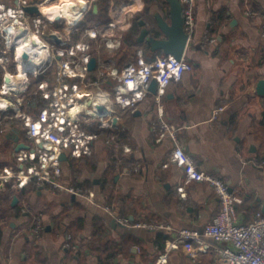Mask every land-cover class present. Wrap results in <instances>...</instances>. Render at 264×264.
I'll use <instances>...</instances> for the list:
<instances>
[{
	"label": "crops",
	"instance_id": "0c3cea01",
	"mask_svg": "<svg viewBox=\"0 0 264 264\" xmlns=\"http://www.w3.org/2000/svg\"><path fill=\"white\" fill-rule=\"evenodd\" d=\"M102 1L89 0L83 25L120 41L112 52L102 46L104 58L113 57L123 69L139 54L147 59L163 54L138 41V22L155 25L153 13L166 12L164 0H107L100 13ZM129 2L135 7L121 15L120 6ZM245 10L256 14L247 16ZM194 13L184 51L188 68L181 78L159 98L151 91L129 110L115 109V126L105 122L90 155L63 154L60 181L87 187L89 196L34 180L26 187L0 185V264H152L161 256L166 258L161 264H215L212 249L192 258L178 241L181 230L202 234L219 203L209 184L187 180L172 160L174 140L159 139L153 127L162 119L175 126L178 144L197 168L220 176L240 198L238 222H250L258 210L264 213V95L256 92L264 79V36L257 16L264 13V0H195ZM124 53L129 57L121 60ZM111 134L115 142L106 141ZM18 142H27L22 126L5 122L0 167L20 166L13 155ZM26 188L32 191L26 194ZM36 213L45 229L34 243L29 232ZM117 217L164 226L125 225Z\"/></svg>",
	"mask_w": 264,
	"mask_h": 264
},
{
	"label": "built area",
	"instance_id": "2783aa9c",
	"mask_svg": "<svg viewBox=\"0 0 264 264\" xmlns=\"http://www.w3.org/2000/svg\"><path fill=\"white\" fill-rule=\"evenodd\" d=\"M58 1L0 0V130L7 121L18 122L27 140L24 142L27 147L13 152L20 166L0 167V185L22 187L34 180L69 194L89 196L92 192L87 187L60 181V156L90 155L94 140L107 127L105 122L115 126V109L129 110L143 100L151 93L153 80L157 83L154 93L161 97L171 81L181 78L188 63L184 55L180 59L171 54L147 59L139 54L119 69L113 57L102 56L101 48L105 46L112 52L120 46V41L102 35L95 27L83 25L91 8L87 4L89 0H76L81 3L75 6L79 7L81 19L71 28H67L66 18L52 19L42 10L43 6ZM181 3L184 29L190 37L195 26V0H181ZM28 6H36L38 11L28 12ZM244 13L251 17L256 14L250 10ZM257 16L264 36V13ZM50 34H57L61 41ZM76 34H80L79 38L71 40ZM91 57L96 58V63L89 69ZM90 124L94 126L91 130ZM153 127L159 139L169 135L174 140L171 158L183 168L187 180L209 184L219 203L218 212L205 224L202 234L189 230L178 233V241H182L186 252L195 258L198 252L212 249L215 264H264V213L258 210L250 222H238L235 204L240 198L226 181L197 168L191 154L178 144L174 125L162 119ZM106 141L115 142V135H109ZM137 169L138 166L133 167L134 171ZM105 208L109 210L108 206ZM117 218L125 225L164 226L157 221L135 223L128 217ZM44 229L42 215L36 213L29 232L34 243ZM190 239L198 244H192ZM164 262L166 258L161 256L152 264Z\"/></svg>",
	"mask_w": 264,
	"mask_h": 264
},
{
	"label": "water",
	"instance_id": "95a60500",
	"mask_svg": "<svg viewBox=\"0 0 264 264\" xmlns=\"http://www.w3.org/2000/svg\"><path fill=\"white\" fill-rule=\"evenodd\" d=\"M167 4L166 12L155 11L153 16L155 18V25L148 26L146 20L139 19L141 31L138 36V41L146 40L150 44L151 50H160L163 54H171L175 58L180 59L184 55L185 48L188 43V33L184 29V15L181 0H164ZM28 12H37L36 6L26 7ZM52 35L58 42L61 38L57 34ZM96 58L91 57L88 67L94 68ZM156 81L151 83V89L155 92ZM256 92L259 95H264V79H260L256 85ZM116 121V120H115ZM21 147H27L24 142L15 144L14 149L18 150ZM64 159V155L60 156ZM16 197L14 198V200Z\"/></svg>",
	"mask_w": 264,
	"mask_h": 264
},
{
	"label": "bare ground",
	"instance_id": "6f19581e",
	"mask_svg": "<svg viewBox=\"0 0 264 264\" xmlns=\"http://www.w3.org/2000/svg\"><path fill=\"white\" fill-rule=\"evenodd\" d=\"M77 4L78 6L81 5V3L79 1L77 2L76 0H60L58 2L43 6L42 10L48 17L52 19L66 18L67 28H71L77 22V20L81 19L80 10L78 9L79 7H75ZM134 7V2L122 4L120 6L121 15ZM18 52L21 53L22 49L20 48ZM21 177L24 178V176Z\"/></svg>",
	"mask_w": 264,
	"mask_h": 264
},
{
	"label": "trees",
	"instance_id": "16d2710c",
	"mask_svg": "<svg viewBox=\"0 0 264 264\" xmlns=\"http://www.w3.org/2000/svg\"><path fill=\"white\" fill-rule=\"evenodd\" d=\"M150 1H152V0H145V2H146V4L147 3H150ZM103 3L100 5V7H99V11H100V13H104L105 11H106V6H107V3H108V1L107 0H103L102 1ZM92 15H95V14H92ZM129 57V53H124V56H122L121 57V60H125V59H127ZM83 157V156H82ZM31 183L29 182V183H27L26 185H30ZM26 185H25V187H26ZM25 187H23L24 189H25ZM24 189H22V190H24ZM26 189H28V188H26ZM30 191H32V189H28V190H26V191H24V193L25 192H27L26 194H28V192H30ZM23 193V192H22Z\"/></svg>",
	"mask_w": 264,
	"mask_h": 264
},
{
	"label": "rangeland",
	"instance_id": "374dc122",
	"mask_svg": "<svg viewBox=\"0 0 264 264\" xmlns=\"http://www.w3.org/2000/svg\"><path fill=\"white\" fill-rule=\"evenodd\" d=\"M8 150H9V152H10V151L12 150V148H11V147H9V148H8Z\"/></svg>",
	"mask_w": 264,
	"mask_h": 264
}]
</instances>
